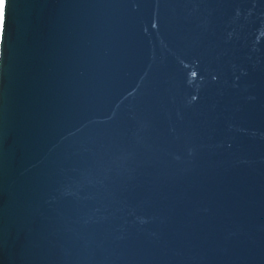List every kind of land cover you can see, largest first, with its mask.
<instances>
[{
    "label": "water",
    "instance_id": "water-1",
    "mask_svg": "<svg viewBox=\"0 0 264 264\" xmlns=\"http://www.w3.org/2000/svg\"><path fill=\"white\" fill-rule=\"evenodd\" d=\"M0 264H264V0H6Z\"/></svg>",
    "mask_w": 264,
    "mask_h": 264
},
{
    "label": "snow or ice",
    "instance_id": "snow-or-ice-1",
    "mask_svg": "<svg viewBox=\"0 0 264 264\" xmlns=\"http://www.w3.org/2000/svg\"><path fill=\"white\" fill-rule=\"evenodd\" d=\"M5 3L6 0H0V25H2L4 16L6 15V12L3 9Z\"/></svg>",
    "mask_w": 264,
    "mask_h": 264
}]
</instances>
